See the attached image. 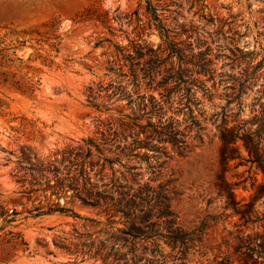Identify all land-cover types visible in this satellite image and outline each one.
<instances>
[{
    "label": "rangeland",
    "instance_id": "374dc122",
    "mask_svg": "<svg viewBox=\"0 0 264 264\" xmlns=\"http://www.w3.org/2000/svg\"><path fill=\"white\" fill-rule=\"evenodd\" d=\"M263 107L264 0H0V264H115V248L130 258L105 230L109 212L123 226L120 212L21 166L88 137L113 157L150 131L149 146L91 173L99 189L111 177L162 189L189 232L183 257L159 237L153 251L137 244V264H264V174L243 138L225 171L235 196L217 177L221 125L252 131ZM252 150L264 162V137Z\"/></svg>",
    "mask_w": 264,
    "mask_h": 264
},
{
    "label": "trees",
    "instance_id": "16d2710c",
    "mask_svg": "<svg viewBox=\"0 0 264 264\" xmlns=\"http://www.w3.org/2000/svg\"><path fill=\"white\" fill-rule=\"evenodd\" d=\"M252 120L258 121L257 126L252 131L247 129L245 123L236 124L232 127L223 124L219 130V136L222 140L219 163H221L223 173L220 174L217 172V177L220 178V182L226 188L227 193L232 196L236 194L233 185L237 184V182H228L225 179V171L229 167V160L235 157L244 158L241 156V144L237 142L239 138H243L242 145L248 151L249 158L247 160L258 161L264 174V162L252 150V145H256L264 137V107L258 114L252 117ZM123 123L127 124L125 122ZM113 133L110 140L115 141L118 135L115 132ZM154 135V132L150 131L145 134L143 139L135 136L132 137L130 142L124 143L123 145L117 143L115 147L117 149V155L113 157H108L103 152L101 144L105 143L106 140L100 142L92 137H88L84 139V147L77 145L61 148L57 151L58 154L52 161H45L37 153H34V162H31L30 156L24 155L23 157L27 164L21 167L27 169L28 174L32 178H34L33 171H36L40 176L45 178L48 184H52L47 178V172H51L55 177L52 185L60 188H64L65 186L71 187L74 195L83 204L102 207V210L107 212L113 210L121 213L120 219L123 226H116L114 222L117 220L111 218L113 213L109 212L106 218V223L109 224V228L105 230L109 231L110 237L113 239L112 248L116 240L122 245L127 244V248L130 251V258H126V253L120 252L115 248V250H112L111 263L137 264V261L142 257L135 253L137 244L141 246V249L150 247L153 251L158 249L157 239L159 237H165L171 243L172 248L176 247L174 254L177 255V258H181L186 251L189 232L183 231L178 225H175L172 216L173 213L170 211L167 202V195L162 189L157 190L148 183H140L136 188H132L130 184H127V181L123 183L116 182L114 177H111L106 182H102L104 188L99 189L96 182L91 179V173L103 177L102 175L105 173L102 172L106 161H109L111 158L118 159L121 153L124 154L123 151L127 147L149 146V141ZM146 138H149V140H146ZM94 150L96 151L94 152ZM59 168L65 169L63 175L59 174ZM23 176L24 173H21L19 178ZM253 180H256V178H253ZM29 182L31 183L32 181L29 180ZM48 210L71 211L76 214L70 206L65 205L49 206ZM12 212H15V210L12 209ZM152 215H155L157 219L151 220ZM158 224H162L161 227L165 228L166 232L162 233L158 230L156 228ZM11 234L14 238L20 236V232L18 231H11ZM19 242L26 243L22 236ZM254 245L259 246L258 253L264 254V239L254 243ZM250 263L258 264L254 259Z\"/></svg>",
    "mask_w": 264,
    "mask_h": 264
}]
</instances>
